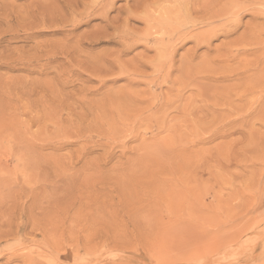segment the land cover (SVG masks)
<instances>
[{
    "label": "rangeland",
    "instance_id": "374dc122",
    "mask_svg": "<svg viewBox=\"0 0 264 264\" xmlns=\"http://www.w3.org/2000/svg\"><path fill=\"white\" fill-rule=\"evenodd\" d=\"M193 1L0 0V264H264V0Z\"/></svg>",
    "mask_w": 264,
    "mask_h": 264
},
{
    "label": "bare ground",
    "instance_id": "6f19581e",
    "mask_svg": "<svg viewBox=\"0 0 264 264\" xmlns=\"http://www.w3.org/2000/svg\"><path fill=\"white\" fill-rule=\"evenodd\" d=\"M181 1H183V0H181ZM188 1H189V0H188ZM192 1H193V0H192ZM207 1H209V0H207ZM190 2H191V0H190ZM202 2H203V0H202ZM204 2H206V1H204ZM179 3H180V2H179ZM193 3H194V1H193ZM198 3H199V1H198ZM198 3H197V4H198ZM211 3H214V2H211ZM219 3H220V2H219ZM197 4H196V5H197ZM209 4H210V3H209ZM184 5H185V4H184ZM189 5L191 6V3H190ZM193 5H194V4H193ZM185 6H186V5H185ZM194 6H195V5H194ZM202 6H203V5H202ZM208 6H209V5H208ZM205 7H206V5H205ZM211 8H212V7H211ZM194 9H195V8H194ZM168 10H169V9H168ZM168 10H167V11H168ZM185 10H186V9H185ZM190 11H191V10H190ZM193 11L196 13V10H193ZM206 11H208V7H207V10H206ZM194 12H193V13H194ZM210 12H212V11H210ZM210 12H209V13H210ZM180 13H181V12H180ZM184 13H185V12H184ZM184 13H183V14H184ZM175 14H177V13H175ZM181 14H182V13H181ZM181 14H180V15H181ZM186 14H187V13H186ZM186 14H184V15L187 17ZM198 14H199V13H198ZM232 14H233V12H232ZM177 15H178L177 19H179V14H177ZM192 15H193V14H192ZM167 16H168V15H167ZM181 17H183V16L181 15ZM181 17H180V18H181ZM209 19H211V18H209ZM195 20H196V19H195ZM198 23H199V22H198ZM184 24H185V23H184ZM202 24H203V23H202ZM209 24H210V23H209ZM199 25H200V24H199ZM182 34H183V33H182ZM169 36H170V35H169Z\"/></svg>",
    "mask_w": 264,
    "mask_h": 264
}]
</instances>
